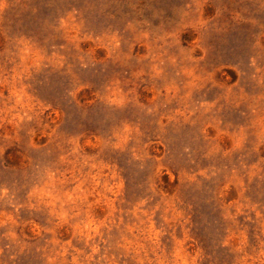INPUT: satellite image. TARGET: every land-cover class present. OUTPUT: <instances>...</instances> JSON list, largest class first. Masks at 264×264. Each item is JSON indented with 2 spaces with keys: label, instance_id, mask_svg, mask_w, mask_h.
I'll return each instance as SVG.
<instances>
[{
  "label": "rangeland",
  "instance_id": "1",
  "mask_svg": "<svg viewBox=\"0 0 264 264\" xmlns=\"http://www.w3.org/2000/svg\"><path fill=\"white\" fill-rule=\"evenodd\" d=\"M0 264H264V0H0Z\"/></svg>",
  "mask_w": 264,
  "mask_h": 264
}]
</instances>
